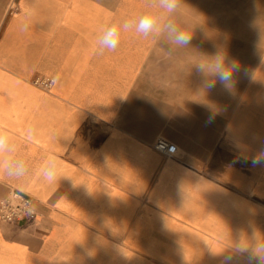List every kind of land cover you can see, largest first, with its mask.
I'll return each instance as SVG.
<instances>
[{"label":"crops","instance_id":"1","mask_svg":"<svg viewBox=\"0 0 264 264\" xmlns=\"http://www.w3.org/2000/svg\"><path fill=\"white\" fill-rule=\"evenodd\" d=\"M223 10L229 36L175 48L121 30L108 51L103 27L167 14L155 0H0V130L28 168L0 171V199L20 191L33 210L0 220V264H264V0H183L171 19L206 27L214 11L222 26ZM218 54L238 69L227 89L196 69Z\"/></svg>","mask_w":264,"mask_h":264},{"label":"clouds","instance_id":"2","mask_svg":"<svg viewBox=\"0 0 264 264\" xmlns=\"http://www.w3.org/2000/svg\"><path fill=\"white\" fill-rule=\"evenodd\" d=\"M155 3L167 14V18L155 12H147L138 19H126L122 25L112 23L103 27L97 34L96 45L108 51H115L120 44L123 30L126 33L134 31L145 38L163 35L175 48H188L192 35L190 23L187 20L177 23L171 19L174 13H178L183 0H155ZM196 69L206 78L205 85L209 89L214 88L217 82L227 89L231 85L234 71L238 70L234 63L227 62L225 57L219 54L203 58L197 62ZM16 152L17 146L12 138L0 130V154L6 157L0 162V171L10 178L21 179L28 174V168L23 158L15 157ZM261 162H264V157L254 160V163ZM60 167L58 159H48L40 168L42 179L49 183L57 181ZM256 247L258 252H264V238L257 240Z\"/></svg>","mask_w":264,"mask_h":264},{"label":"built area","instance_id":"3","mask_svg":"<svg viewBox=\"0 0 264 264\" xmlns=\"http://www.w3.org/2000/svg\"><path fill=\"white\" fill-rule=\"evenodd\" d=\"M35 82L43 84L47 88H49L51 84V80L47 79H37ZM153 147L156 151L166 156H172L174 153V146L165 139H158ZM32 211L31 198L20 191L10 190L5 198L0 199V220L2 222H18L29 214H32Z\"/></svg>","mask_w":264,"mask_h":264},{"label":"rangeland","instance_id":"4","mask_svg":"<svg viewBox=\"0 0 264 264\" xmlns=\"http://www.w3.org/2000/svg\"><path fill=\"white\" fill-rule=\"evenodd\" d=\"M224 6H227L224 2ZM229 6V5H228ZM222 14V26H215L213 25L215 23V19L219 17L220 12H214V11H208L206 13V22L208 24L212 25H207L206 27H191L192 35H199V34H207L208 36L210 35H222L224 36H229L231 33V28H230V16L231 12L230 10H223L221 12ZM194 45V44H192ZM208 45H215V44H208ZM192 50H194L192 48Z\"/></svg>","mask_w":264,"mask_h":264}]
</instances>
